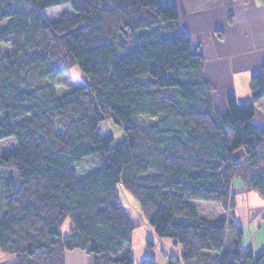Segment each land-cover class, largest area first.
Here are the masks:
<instances>
[{
	"label": "trees",
	"instance_id": "16d2710c",
	"mask_svg": "<svg viewBox=\"0 0 264 264\" xmlns=\"http://www.w3.org/2000/svg\"><path fill=\"white\" fill-rule=\"evenodd\" d=\"M61 6L73 16L48 21ZM2 44L12 51H0V142H16L0 155L12 173L0 177L2 253L17 264H66L77 250L93 264H135L122 187L156 235L181 246L169 264H264L234 216L203 219L192 203L234 208L237 178L264 201V129L253 121L264 65L251 101L230 96L221 113L172 0H0ZM75 67L88 83L59 96L53 78ZM107 120L122 140L101 131ZM92 157L101 168L78 176Z\"/></svg>",
	"mask_w": 264,
	"mask_h": 264
},
{
	"label": "crops",
	"instance_id": "0c3cea01",
	"mask_svg": "<svg viewBox=\"0 0 264 264\" xmlns=\"http://www.w3.org/2000/svg\"><path fill=\"white\" fill-rule=\"evenodd\" d=\"M172 1L179 13L181 29L189 33L193 47L204 58L205 76L214 88V106L221 113H226L230 96H235L240 103L250 102L251 78L259 74L264 65V0ZM253 121L264 129V99L256 104ZM234 159L236 162H244L246 153L239 150ZM233 187L237 193L233 220L243 228L244 240L246 232L250 234V240L243 242L244 247L254 251L263 249L261 236L264 225L257 218H264V201L257 192H247L239 178L234 181ZM192 203L203 219H225L224 216L207 217L199 211L198 207L208 210L213 205H220L218 203ZM122 206L134 227L131 254L135 264H141L149 258L156 264H167L165 253L181 256V246L171 239L159 238L149 223L139 218V212L135 214L133 205ZM149 242L153 244L152 248L148 247ZM93 261L94 257L83 251L66 254V264H93ZM0 264H17V259L0 251Z\"/></svg>",
	"mask_w": 264,
	"mask_h": 264
},
{
	"label": "rangeland",
	"instance_id": "374dc122",
	"mask_svg": "<svg viewBox=\"0 0 264 264\" xmlns=\"http://www.w3.org/2000/svg\"><path fill=\"white\" fill-rule=\"evenodd\" d=\"M64 13H69L70 15L73 16V13L71 11V9L68 6H61V7H56L53 9H50L48 11L45 12V17L48 21L50 22H54L56 20L61 19V17L63 16ZM0 51L1 52H5V53H10L12 51L10 45H0ZM53 81L56 85L57 88V92L59 96H62L70 91H73L76 88H80L84 85H86L89 81V79H87V76L83 75V73L77 68H73L61 75H58L56 77L53 78ZM101 131L103 133H112L114 135L115 141L118 142L120 140H122L125 137V133L124 131L113 121V120H107L103 123H101ZM16 146V142L14 139H9L3 142H0V155H4L7 154L9 152H11ZM101 168V160L98 157H92V158H88L83 160L82 162L76 164V169H77V173L78 176L82 177L85 175H88L92 172L98 171ZM12 173L8 172V171H0V177H8L11 176ZM247 187H245L246 189ZM119 194H120V198H121V202L124 206L126 205H133L136 211L139 212V218L142 221H145L148 223V221L146 220V218L143 216V214L141 213V209L140 206L138 204V202L134 199V197L129 194L127 191H125L124 188L119 187ZM250 191L247 188V192ZM246 192V191H245ZM236 191H234V195L236 196ZM133 208V207H132ZM199 211L201 213V215H205L207 217H216V216H224L226 219H229V217L234 216V208H229L227 210L222 209L220 205H213L212 208L210 209H205L204 207H198ZM134 214V212H133ZM260 218H257V221H259V223L261 224L263 221V225H264V218L263 220ZM261 220V221H260ZM69 225L70 222H67L65 224V226L63 227V233L67 234L69 232ZM261 234V233H260ZM262 236L263 237V245H264V231L262 232ZM247 240H250V234L246 232V239L244 240L245 243H247ZM153 245V244H152ZM247 246V245H246ZM264 248V246H261ZM164 257L167 261V264H169V255L167 253L164 254ZM172 257L177 258L178 260H180V257H177L175 255H172ZM182 264V263H180Z\"/></svg>",
	"mask_w": 264,
	"mask_h": 264
}]
</instances>
